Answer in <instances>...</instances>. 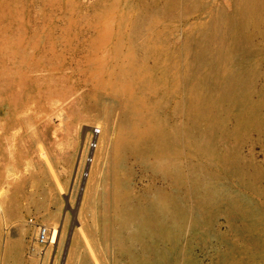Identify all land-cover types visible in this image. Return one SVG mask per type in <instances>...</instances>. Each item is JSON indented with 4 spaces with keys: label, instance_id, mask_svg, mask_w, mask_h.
Returning a JSON list of instances; mask_svg holds the SVG:
<instances>
[{
    "label": "rangeland",
    "instance_id": "rangeland-1",
    "mask_svg": "<svg viewBox=\"0 0 264 264\" xmlns=\"http://www.w3.org/2000/svg\"><path fill=\"white\" fill-rule=\"evenodd\" d=\"M258 3L0 0V264H264Z\"/></svg>",
    "mask_w": 264,
    "mask_h": 264
},
{
    "label": "bare ground",
    "instance_id": "bare-ground-1",
    "mask_svg": "<svg viewBox=\"0 0 264 264\" xmlns=\"http://www.w3.org/2000/svg\"><path fill=\"white\" fill-rule=\"evenodd\" d=\"M258 2H259V0H247L248 12H252V10L254 8L256 9V7H258L257 5L259 4ZM259 5H261V4H259ZM252 15L254 16V13ZM252 15L250 17H252ZM127 70H129V68H127ZM116 85H118L122 90L130 92V94L133 93L132 92V86L130 85V81L124 82L122 80H119V81L116 82ZM155 135H157V132H155L154 130H150V129L147 130V136H152L153 137ZM120 142H122V141H120ZM45 224L51 230V233L49 235V239L46 241V244L49 245V247H51L52 243H57L59 241L60 230H58L57 225L54 224V223L53 224L52 223H45ZM37 249H40V248L37 247Z\"/></svg>",
    "mask_w": 264,
    "mask_h": 264
},
{
    "label": "built area",
    "instance_id": "built-area-1",
    "mask_svg": "<svg viewBox=\"0 0 264 264\" xmlns=\"http://www.w3.org/2000/svg\"><path fill=\"white\" fill-rule=\"evenodd\" d=\"M51 233L50 228L44 223L36 224V240L39 244H46Z\"/></svg>",
    "mask_w": 264,
    "mask_h": 264
}]
</instances>
